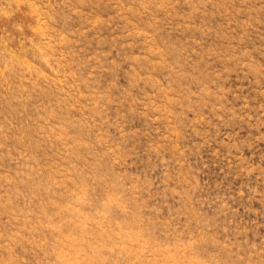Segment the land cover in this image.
<instances>
[{
    "label": "rangeland",
    "instance_id": "rangeland-1",
    "mask_svg": "<svg viewBox=\"0 0 264 264\" xmlns=\"http://www.w3.org/2000/svg\"><path fill=\"white\" fill-rule=\"evenodd\" d=\"M0 264H264V0H0Z\"/></svg>",
    "mask_w": 264,
    "mask_h": 264
}]
</instances>
